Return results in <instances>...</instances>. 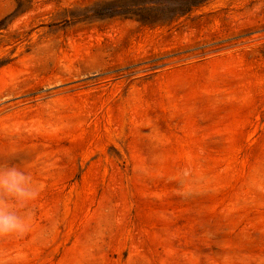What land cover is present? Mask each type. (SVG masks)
Returning <instances> with one entry per match:
<instances>
[{"label": "rangeland", "instance_id": "374dc122", "mask_svg": "<svg viewBox=\"0 0 264 264\" xmlns=\"http://www.w3.org/2000/svg\"><path fill=\"white\" fill-rule=\"evenodd\" d=\"M10 157L0 264H264V0H0Z\"/></svg>", "mask_w": 264, "mask_h": 264}, {"label": "clouds", "instance_id": "9594fccd", "mask_svg": "<svg viewBox=\"0 0 264 264\" xmlns=\"http://www.w3.org/2000/svg\"><path fill=\"white\" fill-rule=\"evenodd\" d=\"M41 183L29 165L0 163V237L21 238L33 230Z\"/></svg>", "mask_w": 264, "mask_h": 264}]
</instances>
